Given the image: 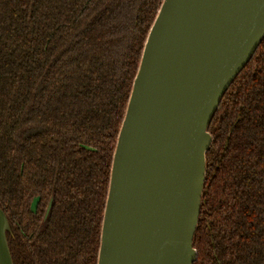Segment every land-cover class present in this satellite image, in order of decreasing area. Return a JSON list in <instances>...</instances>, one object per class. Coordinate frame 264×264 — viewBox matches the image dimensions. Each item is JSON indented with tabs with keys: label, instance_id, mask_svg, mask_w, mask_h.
<instances>
[{
	"label": "trees",
	"instance_id": "trees-1",
	"mask_svg": "<svg viewBox=\"0 0 264 264\" xmlns=\"http://www.w3.org/2000/svg\"><path fill=\"white\" fill-rule=\"evenodd\" d=\"M161 2L0 0L13 264H96L113 150ZM212 117L192 264H264V39Z\"/></svg>",
	"mask_w": 264,
	"mask_h": 264
},
{
	"label": "water",
	"instance_id": "water-1",
	"mask_svg": "<svg viewBox=\"0 0 264 264\" xmlns=\"http://www.w3.org/2000/svg\"><path fill=\"white\" fill-rule=\"evenodd\" d=\"M110 166L96 264H192L207 127L264 39V0H162ZM0 207V264H13Z\"/></svg>",
	"mask_w": 264,
	"mask_h": 264
}]
</instances>
